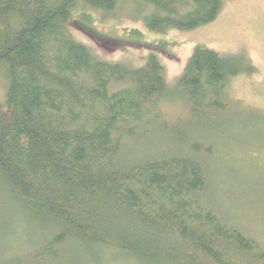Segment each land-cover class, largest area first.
I'll use <instances>...</instances> for the list:
<instances>
[{"label":"trees","instance_id":"obj_1","mask_svg":"<svg viewBox=\"0 0 264 264\" xmlns=\"http://www.w3.org/2000/svg\"><path fill=\"white\" fill-rule=\"evenodd\" d=\"M223 6L0 0V203L12 201L47 238L30 257L0 264L62 263L71 246L92 258L98 251V264L107 263L106 250L134 264H264V245L209 201L207 161L235 126L230 86L246 71L243 55L196 46L174 88L189 118L172 124L156 54L136 69L99 57L69 31L76 15L90 12L104 23L127 15L152 33L193 31ZM157 142L169 149L127 157Z\"/></svg>","mask_w":264,"mask_h":264},{"label":"rangeland","instance_id":"obj_2","mask_svg":"<svg viewBox=\"0 0 264 264\" xmlns=\"http://www.w3.org/2000/svg\"><path fill=\"white\" fill-rule=\"evenodd\" d=\"M69 31L99 57L136 69L145 65L149 54H156L165 68L169 96L173 98L162 104V111L172 124L189 118L186 103L174 88L196 46L224 56L243 55L246 71L230 86L232 100L239 102L238 113L233 116L235 126L213 144L214 155L207 161L209 201L224 221L264 245V0H224L216 21L193 31L152 33L127 15L104 23L93 12L76 15ZM168 146L157 142L138 150L134 147L127 157L161 153ZM2 202L0 261L28 258L44 246L47 238L16 204L8 199ZM63 250L65 255L58 264H98V251L92 258L79 246ZM105 257L106 264H134L116 251L106 250Z\"/></svg>","mask_w":264,"mask_h":264}]
</instances>
